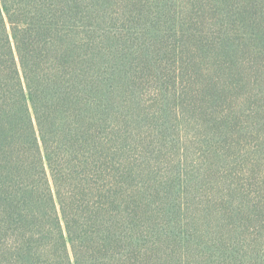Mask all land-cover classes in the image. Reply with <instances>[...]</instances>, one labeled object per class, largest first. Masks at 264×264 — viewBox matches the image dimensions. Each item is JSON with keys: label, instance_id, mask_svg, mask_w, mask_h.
Segmentation results:
<instances>
[{"label": "trees", "instance_id": "trees-1", "mask_svg": "<svg viewBox=\"0 0 264 264\" xmlns=\"http://www.w3.org/2000/svg\"><path fill=\"white\" fill-rule=\"evenodd\" d=\"M0 264H264V0H0Z\"/></svg>", "mask_w": 264, "mask_h": 264}]
</instances>
